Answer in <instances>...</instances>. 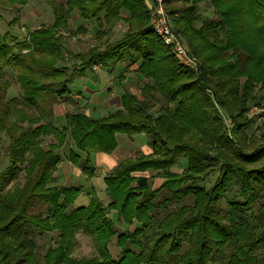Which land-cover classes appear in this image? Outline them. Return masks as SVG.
I'll return each instance as SVG.
<instances>
[{"label": "trees", "instance_id": "16d2710c", "mask_svg": "<svg viewBox=\"0 0 264 264\" xmlns=\"http://www.w3.org/2000/svg\"><path fill=\"white\" fill-rule=\"evenodd\" d=\"M46 1L51 25L32 30L18 46L0 33V81L10 69L25 105L36 110L15 118L20 109L14 98H6L9 83H2L0 135L9 138V165L0 174V264H264V124L263 145L253 148L256 137L242 121L254 90L264 89V0H165L181 4L170 12L176 15L172 25L197 58V70L181 64L152 30L145 0ZM0 2L16 9L27 0ZM200 2L218 16L198 27ZM74 11L96 23L98 44L85 53L72 54L60 35ZM120 22L127 24L125 36L103 41ZM67 54L73 67L63 65ZM124 62L139 65L137 73L146 80L142 99L125 92L121 108L105 117L76 110L60 116L58 125L42 123L54 106L75 104L69 97L75 78L98 65L109 69ZM156 106L158 116L152 114ZM118 134H144L152 152L133 164L120 163L104 177L108 208L97 195L87 206L74 207L81 188L51 185L60 163L56 150L71 145L70 161L92 176L90 156L112 154ZM42 137H51L47 148ZM181 158L187 168L177 177L170 169ZM22 165L28 178L23 188L3 193L1 180ZM145 169L161 171L164 183L149 188L140 178L136 192L129 190L128 175ZM212 172L218 178L209 189L181 180ZM36 200L48 205L45 216L29 213ZM109 210L125 224L140 226L119 233ZM79 230L96 240L101 261L69 256ZM54 231L59 245L41 254L36 235ZM115 235L119 259L107 247ZM142 236L153 241L148 253Z\"/></svg>", "mask_w": 264, "mask_h": 264}, {"label": "rangeland", "instance_id": "374dc122", "mask_svg": "<svg viewBox=\"0 0 264 264\" xmlns=\"http://www.w3.org/2000/svg\"><path fill=\"white\" fill-rule=\"evenodd\" d=\"M146 4L149 8V14L151 12L150 7L154 6L155 0H145ZM191 5V4H190ZM181 6L180 3H172L166 4L165 1V9L168 13V18L172 23V18H176V15H171V11L175 10V7ZM79 12L74 11L72 14V18L69 21V27L67 30H60V35L62 36L63 40L68 45V48L71 50L72 54L76 53H85L89 48L98 44L97 38V29L95 21L87 22L79 18ZM195 16L197 17L196 24L199 27L201 23L206 19H214L217 18L216 12L213 8H208V5L205 2H200L198 5V10L195 12ZM53 12L52 7L47 3L46 0H27V3L21 7L13 9L10 6H5L0 2V33L2 35L9 34L10 39L12 40L14 45L17 43H21L24 40L28 39L30 32L41 25H51L53 23ZM127 24L120 22L117 27L114 29L112 33H110L107 37L103 39V41L114 42L123 38L127 32ZM80 27H83L84 31H79ZM150 27H151V14H150ZM183 39V38H182ZM184 41V40H183ZM186 47L187 43L184 42ZM71 46V47H70ZM189 50V48H188ZM179 62L183 64L180 60ZM123 64H127L124 62ZM64 66H74L73 58L71 55L67 54L64 58ZM184 66L188 67L187 65L183 64ZM190 68V67H188ZM191 69V68H190ZM6 70V77L0 81V92H1V85L3 82H8L9 87L7 88L5 94L7 99L14 98L15 99V107L18 110L13 116L16 118L20 112L25 114H32L31 112L35 113V109H30L27 107L22 99L21 90L18 86V83L10 69ZM101 71L102 68L99 66L98 69L95 70ZM88 78H86V84L84 82V77H77L75 78L72 83L69 85V91L71 95L69 96L75 104L69 103H61L53 107V115L46 116L43 115L42 123H53L58 125L59 112L69 113L74 112L76 110L80 111H88L89 105L83 107V105L78 104L82 100L85 101V98H82V95H86L84 84L93 89V90H101L106 88V85L112 84L111 82L100 81L94 82L92 78L94 75L88 73ZM119 77H116L114 80L118 83ZM131 78V77H129ZM108 79V78H107ZM135 82L131 83V80L126 85V88L116 87L115 85L114 90L120 89L119 93H123V91H132L139 99H142V92L141 88L142 85L145 83L138 82L135 77H133ZM114 82V81H112ZM129 89V90H128ZM255 95L254 99L249 102L247 112L245 113L244 117L242 118L243 122H248L249 128L247 129V133L256 137L254 147L262 146L263 143L259 139L261 135V126L264 124V89L260 90L258 87L254 90ZM75 96V97H74ZM81 96V97H80ZM106 96V93L103 95ZM81 99V100H80ZM56 107H59L57 111L55 110ZM89 109V110H88ZM91 111V110H90ZM113 111V110H111ZM161 113L159 106H156L152 110V114L154 116H158ZM107 114H100L96 115L95 117H105ZM220 116L224 119L225 123L228 125L230 121L225 117V114L220 112ZM59 117V118H58ZM27 126L28 124H24ZM51 137H42L43 147L47 148L48 144L50 143ZM125 141H127L128 146L125 145ZM9 145V138L5 135H0V174H2L9 165V159L7 156V150ZM71 145L64 146L58 150H56L57 155L60 157V163L57 165V168L54 172V180L51 182V185L54 187H70L75 186L77 188L82 189V193L80 194L79 198L74 203V207L79 208L82 206H87L90 202V199L97 195V198L105 205L106 208L109 207L111 204V197L106 190L105 183L103 179L105 176L112 174L116 167L123 163L124 161L132 162V164L136 161V158L140 155H148L149 152L146 150L150 147V143L148 138L144 134L127 136L125 134L119 135V147L115 153H113L112 157L116 164H118L114 169L110 171H102L100 168H95L93 170V175H87L83 169L79 165H75L70 161V151ZM152 152V149H151ZM96 154V153H95ZM263 163V162H262ZM261 164V163H260ZM128 165V164H126ZM253 166H259L253 165ZM187 168V163L184 158H181L179 162L170 169V172L176 174L177 177L183 176L185 170ZM161 171H156L155 169H145L143 171H133L128 175V189L136 192L138 183L137 180L140 178H145L148 183L150 184L148 187L150 188L153 186L154 188L159 187L165 181L163 178H159ZM218 178V174L215 172L209 173L204 175H195V174H185L181 180L184 183H198L200 186H204L206 189L211 188V186L215 183ZM28 180L27 173L23 169V165L20 167L15 174L8 175L1 180V188L3 193L7 194L9 192H14L15 189L23 188L24 184ZM194 180V181H193ZM199 180V181H197ZM148 188V189H149ZM190 200H187L189 202ZM223 206H226V202L223 201ZM175 206L171 205V208ZM48 205L44 204L42 201H34L31 210L29 211L30 214H42L43 216L46 215V211L48 210ZM164 210V209H162ZM161 215L163 211L160 212ZM108 217L112 218L116 230L119 233H125L127 231H132L135 227L140 226V224L135 225H127L122 220L117 219L116 211H108ZM118 235V234H117ZM117 235L112 237L110 243L107 244L108 250L111 253V257L114 259H119L121 255V248L118 246ZM59 233L54 231L50 233H43L36 235L35 239L40 247V253L44 254L49 247H57L60 242ZM140 238V237H139ZM141 242L144 244L143 249L146 253L152 246L151 239H148L144 236L141 237ZM96 240L84 234L81 230L77 231L75 234V242L73 244V248L70 251V257L75 259L81 258H89L90 260H98L101 261L102 259L99 257V249ZM138 251V250H137ZM139 252V251H138Z\"/></svg>", "mask_w": 264, "mask_h": 264}, {"label": "crops", "instance_id": "0c3cea01", "mask_svg": "<svg viewBox=\"0 0 264 264\" xmlns=\"http://www.w3.org/2000/svg\"><path fill=\"white\" fill-rule=\"evenodd\" d=\"M71 47V46H70ZM71 49V48H70ZM69 49V50H70ZM71 51V50H70ZM127 64H119L115 67L109 68V69H102L101 71H97L92 72L91 74L94 75V78H92V80H94V82H100V81H106V82H111L112 84L110 85H106V88L101 89V90H93L89 87H87L86 84V78L88 73H86L84 76V88H85V92L86 95H82L85 98V101H81L78 102V104L86 106L89 105V108H91L89 110V115L95 117L96 115H100V114H110L118 109L121 108V97L122 95L125 93V91H123V93H119L120 89L114 90L113 88H115V85L117 88L122 87V88H126V85L129 83V81L131 80V83L135 82V80L133 79V77L136 78V80H138V82H146V80L144 78H142L141 76H139V74L137 73V69L139 67L138 64H131L128 67L126 66ZM127 67V68H126ZM116 77H119L118 79V83L114 80ZM131 77V78H129ZM108 78V79H107ZM114 81V82H112ZM129 90V89H128ZM126 92H130L133 93L132 91H126ZM104 93H106V96L104 97ZM134 94V93H133ZM75 97V96H74ZM81 97V96H80ZM80 99V100H81ZM74 105V104H72ZM59 107H56V111ZM113 110V111H111ZM63 111V110H62ZM59 112L58 116H62L63 112ZM85 112L88 113V111L86 110ZM59 118V117H58ZM119 135L118 134L116 136V140H117V148L113 151V153H115L119 147ZM126 135V134H125ZM128 136V135H127ZM125 145L128 146L127 141H125ZM149 152V154L151 153V148H148L146 150V152ZM112 154L110 155H105V154H101V153H96L90 156L91 162L95 168H100L102 171H110L112 169H114L118 164H116V162L114 161L112 157ZM104 182V179H103Z\"/></svg>", "mask_w": 264, "mask_h": 264}, {"label": "built area", "instance_id": "2783aa9c", "mask_svg": "<svg viewBox=\"0 0 264 264\" xmlns=\"http://www.w3.org/2000/svg\"><path fill=\"white\" fill-rule=\"evenodd\" d=\"M151 9V28L162 42L170 48L176 58L193 70L198 69V60L186 47L182 37L176 33L165 9V0H155ZM94 67V70L98 69Z\"/></svg>", "mask_w": 264, "mask_h": 264}]
</instances>
